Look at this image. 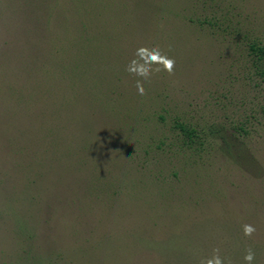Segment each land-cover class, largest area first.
Masks as SVG:
<instances>
[{"label": "rangeland", "instance_id": "374dc122", "mask_svg": "<svg viewBox=\"0 0 264 264\" xmlns=\"http://www.w3.org/2000/svg\"><path fill=\"white\" fill-rule=\"evenodd\" d=\"M254 42L264 0H0V264H264Z\"/></svg>", "mask_w": 264, "mask_h": 264}, {"label": "clouds", "instance_id": "9594fccd", "mask_svg": "<svg viewBox=\"0 0 264 264\" xmlns=\"http://www.w3.org/2000/svg\"><path fill=\"white\" fill-rule=\"evenodd\" d=\"M136 55L138 59L133 60L128 68L131 74L147 79L153 71V64L163 65V69L169 74L173 72L175 61L166 55H162L158 48H139L137 49ZM155 71H160V68H156ZM137 89L139 94H144V88L140 81H137ZM255 231L256 229L252 225L244 226V235L247 237H251ZM219 251L218 248L214 249V255L210 259L202 260L201 264H224V260L219 255ZM254 258L255 253L249 248L244 256L246 264H252Z\"/></svg>", "mask_w": 264, "mask_h": 264}, {"label": "trees", "instance_id": "16d2710c", "mask_svg": "<svg viewBox=\"0 0 264 264\" xmlns=\"http://www.w3.org/2000/svg\"><path fill=\"white\" fill-rule=\"evenodd\" d=\"M250 50L253 53V55L256 57V60L261 65L262 71L260 72V75L262 76L264 80V46H261L257 43H252L250 45ZM178 128L181 130L184 137L191 143H193V138H195V131L192 129H188L187 127L183 126L182 124L177 125Z\"/></svg>", "mask_w": 264, "mask_h": 264}]
</instances>
